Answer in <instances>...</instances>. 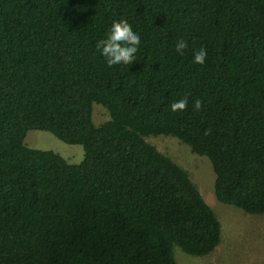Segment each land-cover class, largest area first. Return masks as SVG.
Returning a JSON list of instances; mask_svg holds the SVG:
<instances>
[{"label": "trees", "instance_id": "1", "mask_svg": "<svg viewBox=\"0 0 264 264\" xmlns=\"http://www.w3.org/2000/svg\"><path fill=\"white\" fill-rule=\"evenodd\" d=\"M121 19L140 47L108 66L96 43ZM94 104L110 121L95 125ZM31 130L83 146L84 159L28 147ZM150 136L207 157L218 201L264 214V0H0V264L212 254L218 216Z\"/></svg>", "mask_w": 264, "mask_h": 264}, {"label": "rangeland", "instance_id": "2", "mask_svg": "<svg viewBox=\"0 0 264 264\" xmlns=\"http://www.w3.org/2000/svg\"><path fill=\"white\" fill-rule=\"evenodd\" d=\"M106 108L94 104L93 120L96 126L110 121ZM147 142L170 157L186 170L222 224V242L216 254L204 257L192 256L179 247L174 248L178 264H264V214L253 215L233 205L223 204L216 198V174L207 157L195 154L192 149L171 136H150ZM25 143L37 150L54 151L70 164H79L84 159L81 145L67 144L49 132L31 130ZM213 257V259L211 258Z\"/></svg>", "mask_w": 264, "mask_h": 264}, {"label": "clouds", "instance_id": "3", "mask_svg": "<svg viewBox=\"0 0 264 264\" xmlns=\"http://www.w3.org/2000/svg\"><path fill=\"white\" fill-rule=\"evenodd\" d=\"M141 43L140 35L133 30L132 25L126 20L121 19L114 21L106 38L100 39L96 43V49L106 59L108 66L114 65H131L136 60V53ZM187 42L183 39L179 40L175 46V51L180 55L184 54L187 48ZM207 57L206 50L202 47L194 54V63L203 65ZM188 97L180 99L171 104L173 112H183L188 107ZM203 107L200 99L194 101V108L199 111ZM205 135L211 134V128L206 129Z\"/></svg>", "mask_w": 264, "mask_h": 264}, {"label": "crops", "instance_id": "4", "mask_svg": "<svg viewBox=\"0 0 264 264\" xmlns=\"http://www.w3.org/2000/svg\"><path fill=\"white\" fill-rule=\"evenodd\" d=\"M216 252H217L216 250L213 252V254H214L213 256H215ZM211 258L213 259V257H211Z\"/></svg>", "mask_w": 264, "mask_h": 264}]
</instances>
